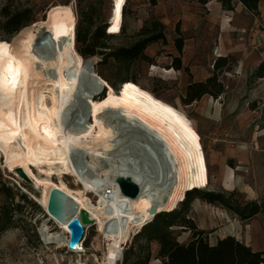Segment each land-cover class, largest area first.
<instances>
[{
    "label": "rangeland",
    "instance_id": "1",
    "mask_svg": "<svg viewBox=\"0 0 264 264\" xmlns=\"http://www.w3.org/2000/svg\"><path fill=\"white\" fill-rule=\"evenodd\" d=\"M261 1L264 6V0ZM57 5L72 6L76 19L75 50L84 60L95 58L92 70L104 78L115 92L119 91L123 81L135 82L182 111L200 135L208 168V185L197 188V191H193L194 188L185 190L173 205L157 210L168 212L182 208L186 192L190 191L185 202L189 203L188 215L199 228L209 231L207 238L210 243L232 235L255 250H264V77L253 76L256 68L241 64L235 55L228 56L229 70L220 71L218 75L222 93L217 97L205 94L191 104H183L181 98L187 84L204 80L212 73L213 59L208 60L211 51L200 46V41L205 38L204 34L211 37L214 33L210 30L206 34L202 30L203 15L196 18L198 31L195 30L194 19L185 21V29L180 31L183 49L178 52L173 42L177 34L172 25L161 22L148 0H126L120 31L97 39L106 47L103 49L106 52L91 57H84L78 51L83 47L78 41V34L81 37L88 30L92 33L97 26H105L108 33L112 0H0V22L4 7L9 10L29 9L31 17L23 28L32 27L34 23L45 20L49 10ZM158 22L163 26H158ZM32 28L35 30L36 27ZM19 33L6 35L0 28V40L12 42ZM160 34L163 38L149 43L134 60H117L110 54L120 47L129 48L138 41ZM238 37L243 41L242 36ZM191 43L195 46L192 47ZM46 54L50 57L51 51ZM175 58L180 59L179 69L174 67ZM53 70L50 72L54 73ZM78 93L82 99L78 97L73 106L76 111L70 112V121L77 128L86 122L82 108L86 96L82 91ZM104 94L103 91L95 98ZM145 140L141 135L120 127L118 140L112 151L107 152L111 153L108 157L127 163L132 158L142 172L157 180L165 166L155 147ZM87 148L81 146L85 153ZM73 157L72 164L77 165L73 166L76 173H64L65 170L58 173L52 169L51 182L59 184L62 181L72 190L81 187L76 178L87 170L81 162L89 160V156ZM102 160L107 162V158ZM38 166L30 164L32 176L28 175V178H31L32 185H29L16 172L17 169L9 170L5 157L0 155V208H5L7 214L0 222V264H76L78 259L83 264H102L107 242L93 224L86 226V236L80 243L83 251L76 252L66 245L59 247L43 241L42 230L50 233L62 230L40 204L42 186H35L32 180L47 176L48 166ZM21 170L24 171V168ZM204 192L221 193L224 202L209 203L199 196ZM87 196L96 199L92 192H88ZM252 204L258 206V213L249 218L237 214V211ZM142 228L124 243L122 257L116 264H162L157 257L158 242L147 240ZM172 231L180 242L190 239L189 230L172 227Z\"/></svg>",
    "mask_w": 264,
    "mask_h": 264
},
{
    "label": "bare ground",
    "instance_id": "2",
    "mask_svg": "<svg viewBox=\"0 0 264 264\" xmlns=\"http://www.w3.org/2000/svg\"><path fill=\"white\" fill-rule=\"evenodd\" d=\"M125 1L112 0L108 33L120 31ZM75 20L71 5H57L45 20L31 25L35 30L22 28L12 42L0 40V155L9 170L24 168L27 177L32 176L30 164L48 166L47 176L32 180L35 186H42L40 204L46 209L52 187L66 192L88 211L107 241L102 264H116L120 246L151 219L152 205L165 208L185 190L206 187L208 168L200 135L182 111L133 81H123L115 92L99 74L86 71L87 62L93 64L95 58L84 60L76 52ZM83 90L86 122L77 128L70 121V112L76 111L73 106ZM103 91L102 97L95 98ZM120 127L141 135L155 147L165 166L159 179H150L132 158L127 163L108 157ZM152 135L162 147L154 144ZM81 146H87L88 152ZM84 154L89 160L81 162L87 170L76 178L80 188L72 190L62 181L51 182L52 169L72 173L77 166L72 164V157L82 158ZM117 175H130L139 183V196L122 195L115 182ZM104 183L114 186L109 194H105ZM88 192L96 199L89 198ZM163 195L167 197L165 203ZM50 219L62 232L42 230L43 241L67 246V225ZM73 251H83L80 243ZM76 264L83 263L78 259Z\"/></svg>",
    "mask_w": 264,
    "mask_h": 264
},
{
    "label": "trees",
    "instance_id": "3",
    "mask_svg": "<svg viewBox=\"0 0 264 264\" xmlns=\"http://www.w3.org/2000/svg\"><path fill=\"white\" fill-rule=\"evenodd\" d=\"M223 9L231 10L235 0H218ZM244 8L256 13L258 10L259 0H237ZM157 0H148L151 6L156 4ZM124 6L122 15H124ZM1 16L3 20L0 22V28L6 35H14L25 27L30 20L29 9L9 10L2 8ZM162 27L161 23H156ZM176 32L179 34L178 23ZM105 26H97L91 33L89 30L81 37L78 34V41L85 49L80 48L78 51L84 57H91L95 54H104L106 48L103 44L97 42L100 37H107ZM163 38V35H157L145 38L136 42L129 48L120 47L111 51V55L117 60L131 61L137 58L145 47L154 40ZM174 44L178 52L182 49L183 39L178 36L174 39ZM174 67H181L180 59H174ZM229 62L227 57H217L213 63V72L204 81L191 82L186 86L185 93L181 98L183 104H191L193 101L199 100L203 95L208 94L212 97H217L222 93V84L218 79L220 71L229 70ZM253 76L257 78L264 77V63H260L253 72ZM197 191L194 188L193 191ZM192 191V190H191ZM191 192L187 191L188 196ZM185 197L182 202V208H174L171 211H160L157 213L151 222H148L147 227L143 226V235L147 240H155L159 244L158 258L162 264H264V250H255L251 246L235 238V236L227 235L218 238L215 243H210L207 238L209 231L199 228L192 217L188 215L189 203H185L188 197ZM203 200L213 202H224L221 193L204 192L199 193ZM258 206L252 204L246 205L244 210L237 211L242 218H249L251 215L258 213ZM0 208V222L7 214L5 208ZM249 213H246V212ZM172 227H180L183 230L190 231V239L187 242H180L173 235Z\"/></svg>",
    "mask_w": 264,
    "mask_h": 264
},
{
    "label": "crops",
    "instance_id": "4",
    "mask_svg": "<svg viewBox=\"0 0 264 264\" xmlns=\"http://www.w3.org/2000/svg\"><path fill=\"white\" fill-rule=\"evenodd\" d=\"M261 4L262 1L259 0L256 13L247 11L237 0L233 2L231 10L223 9L218 0H157L153 7L162 23L167 22L172 25L177 34L176 37L180 36V31L185 29V21L191 22L194 19L195 28H197L199 23L196 18L198 15H203L202 18L205 21L201 19L202 30L206 34L210 30L214 33L211 37L204 34L205 38L202 42L200 41V46L208 47L209 52L214 50L213 54L211 52L208 54V60L212 58L214 63L217 57L228 59V56L235 55L241 64H250L255 69L260 63H264V6ZM173 18L175 21H172ZM177 23L178 28L180 27L179 34L176 32ZM198 29L195 30L198 31ZM239 35L243 37V41L239 40ZM208 41L209 45H207ZM191 46L194 47L195 44L193 46L191 43ZM210 75H207L205 79Z\"/></svg>",
    "mask_w": 264,
    "mask_h": 264
},
{
    "label": "water",
    "instance_id": "5",
    "mask_svg": "<svg viewBox=\"0 0 264 264\" xmlns=\"http://www.w3.org/2000/svg\"><path fill=\"white\" fill-rule=\"evenodd\" d=\"M92 65L93 64L90 61H88L86 64V68L89 72H91L93 69ZM82 92L85 94L84 90ZM152 137L155 139L153 141L154 144H156L158 147H162L161 141L153 135ZM162 152L163 150L160 151V153ZM163 160L166 162L165 158ZM16 172L24 179L25 182H27L29 185H32L31 180L23 173L21 169H17ZM115 182L119 187L120 193L127 197L136 198L141 192L139 183L134 181L130 175H117L115 177ZM161 200L165 203L167 201V197L163 195ZM46 212L50 215V217L54 218L58 222L67 225V229L69 230L67 246L70 250H73L78 246V243L82 241L84 227L87 225H92L94 222L93 218L89 215L86 209L80 208L66 192L57 187L50 188L48 192ZM159 212L160 211L157 210L156 205H152V207L149 209L152 219Z\"/></svg>",
    "mask_w": 264,
    "mask_h": 264
},
{
    "label": "built area",
    "instance_id": "6",
    "mask_svg": "<svg viewBox=\"0 0 264 264\" xmlns=\"http://www.w3.org/2000/svg\"><path fill=\"white\" fill-rule=\"evenodd\" d=\"M103 187H106V189H105V194H109L110 192H111V190H113V185H111V184H107V183H104V186ZM86 226L84 227V234H83V238H82V240H84V238H85V236H86ZM138 232V231H137ZM107 242V241H106ZM81 243V242H80ZM124 243L120 246V249H119V253H120V258L122 257V252H123V248H124ZM106 246H107V244H106ZM119 258V259H120ZM119 259L118 260H116V261H119Z\"/></svg>",
    "mask_w": 264,
    "mask_h": 264
}]
</instances>
